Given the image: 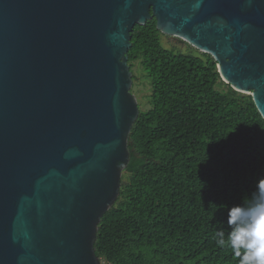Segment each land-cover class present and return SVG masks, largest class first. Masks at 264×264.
I'll return each instance as SVG.
<instances>
[{
    "label": "water",
    "instance_id": "obj_1",
    "mask_svg": "<svg viewBox=\"0 0 264 264\" xmlns=\"http://www.w3.org/2000/svg\"><path fill=\"white\" fill-rule=\"evenodd\" d=\"M154 18L264 119V0H0V264H102L140 115L132 30Z\"/></svg>",
    "mask_w": 264,
    "mask_h": 264
},
{
    "label": "trees",
    "instance_id": "obj_2",
    "mask_svg": "<svg viewBox=\"0 0 264 264\" xmlns=\"http://www.w3.org/2000/svg\"><path fill=\"white\" fill-rule=\"evenodd\" d=\"M156 25L132 30L129 64L147 72L150 106L129 135L130 162L96 253L102 264H238L216 233L227 236L229 209L264 179V119L210 54L164 47Z\"/></svg>",
    "mask_w": 264,
    "mask_h": 264
},
{
    "label": "clouds",
    "instance_id": "obj_3",
    "mask_svg": "<svg viewBox=\"0 0 264 264\" xmlns=\"http://www.w3.org/2000/svg\"><path fill=\"white\" fill-rule=\"evenodd\" d=\"M231 231L216 233V243L229 247L238 264H264V179L257 182L255 191L242 205L228 211Z\"/></svg>",
    "mask_w": 264,
    "mask_h": 264
},
{
    "label": "rangeland",
    "instance_id": "obj_4",
    "mask_svg": "<svg viewBox=\"0 0 264 264\" xmlns=\"http://www.w3.org/2000/svg\"><path fill=\"white\" fill-rule=\"evenodd\" d=\"M161 43L164 47L172 49L176 52L200 53L198 49H195L187 42L174 36H167L163 34L161 37ZM132 72L137 76L136 82H133L132 92L138 98L139 107L142 109H148L150 106L148 97L150 94V84L147 72L142 68L139 62H135V67Z\"/></svg>",
    "mask_w": 264,
    "mask_h": 264
}]
</instances>
